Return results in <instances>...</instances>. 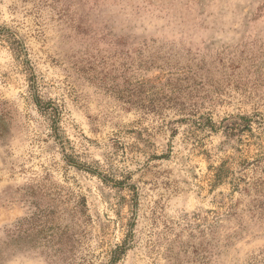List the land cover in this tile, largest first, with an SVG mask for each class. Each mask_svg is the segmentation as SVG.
<instances>
[{"label": "rangeland", "instance_id": "1", "mask_svg": "<svg viewBox=\"0 0 264 264\" xmlns=\"http://www.w3.org/2000/svg\"><path fill=\"white\" fill-rule=\"evenodd\" d=\"M257 144L264 0H0V264H264Z\"/></svg>", "mask_w": 264, "mask_h": 264}, {"label": "trees", "instance_id": "2", "mask_svg": "<svg viewBox=\"0 0 264 264\" xmlns=\"http://www.w3.org/2000/svg\"><path fill=\"white\" fill-rule=\"evenodd\" d=\"M253 145H255V143ZM260 146H261L260 144H257V147H260ZM258 151H261V147ZM256 158H257L256 163H259V161L264 160V151L258 152L256 155ZM249 184L255 185L257 184V181L249 182Z\"/></svg>", "mask_w": 264, "mask_h": 264}]
</instances>
